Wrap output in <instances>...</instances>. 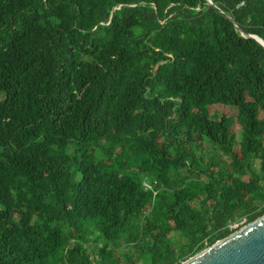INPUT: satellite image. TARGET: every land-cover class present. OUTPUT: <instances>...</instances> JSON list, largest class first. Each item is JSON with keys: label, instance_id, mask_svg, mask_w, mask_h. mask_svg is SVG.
I'll return each mask as SVG.
<instances>
[{"label": "trees", "instance_id": "trees-1", "mask_svg": "<svg viewBox=\"0 0 264 264\" xmlns=\"http://www.w3.org/2000/svg\"><path fill=\"white\" fill-rule=\"evenodd\" d=\"M210 1L0 0V264H180L264 214V0Z\"/></svg>", "mask_w": 264, "mask_h": 264}, {"label": "water", "instance_id": "water-1", "mask_svg": "<svg viewBox=\"0 0 264 264\" xmlns=\"http://www.w3.org/2000/svg\"><path fill=\"white\" fill-rule=\"evenodd\" d=\"M208 3L213 4L210 0ZM224 16L232 21L229 15L224 14ZM248 36L264 47L262 38L253 34ZM180 264H264V214Z\"/></svg>", "mask_w": 264, "mask_h": 264}, {"label": "rangeland", "instance_id": "rangeland-1", "mask_svg": "<svg viewBox=\"0 0 264 264\" xmlns=\"http://www.w3.org/2000/svg\"><path fill=\"white\" fill-rule=\"evenodd\" d=\"M209 113L213 117H219L222 114L234 117L236 114V109L233 107H228L227 105H224V104L217 103V104H213L209 106ZM238 129H239V126L237 124H234L233 130L236 134H238ZM242 223H243V220H242ZM87 249L90 251L91 246L88 245Z\"/></svg>", "mask_w": 264, "mask_h": 264}]
</instances>
